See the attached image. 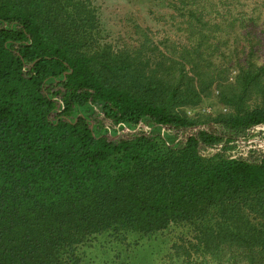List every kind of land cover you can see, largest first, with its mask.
<instances>
[{
	"label": "trees",
	"instance_id": "trees-1",
	"mask_svg": "<svg viewBox=\"0 0 264 264\" xmlns=\"http://www.w3.org/2000/svg\"><path fill=\"white\" fill-rule=\"evenodd\" d=\"M96 1L0 0V264H264V0Z\"/></svg>",
	"mask_w": 264,
	"mask_h": 264
},
{
	"label": "rangeland",
	"instance_id": "rangeland-1",
	"mask_svg": "<svg viewBox=\"0 0 264 264\" xmlns=\"http://www.w3.org/2000/svg\"><path fill=\"white\" fill-rule=\"evenodd\" d=\"M246 2L253 4L255 0H246ZM96 3L101 8L104 21L115 32L132 27L133 17L143 26L156 30L164 25L162 17L168 15V8L156 5L154 0H97ZM133 11L136 15H133ZM156 16L160 17L159 20Z\"/></svg>",
	"mask_w": 264,
	"mask_h": 264
},
{
	"label": "built area",
	"instance_id": "built-area-1",
	"mask_svg": "<svg viewBox=\"0 0 264 264\" xmlns=\"http://www.w3.org/2000/svg\"><path fill=\"white\" fill-rule=\"evenodd\" d=\"M205 111H211V109L210 108H207V109H204Z\"/></svg>",
	"mask_w": 264,
	"mask_h": 264
}]
</instances>
